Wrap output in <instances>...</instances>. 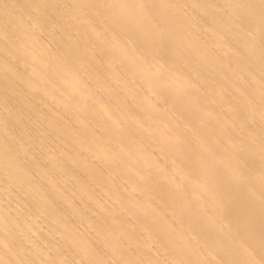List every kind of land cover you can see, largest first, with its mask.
Wrapping results in <instances>:
<instances>
[{
	"label": "bare ground",
	"instance_id": "obj_1",
	"mask_svg": "<svg viewBox=\"0 0 264 264\" xmlns=\"http://www.w3.org/2000/svg\"><path fill=\"white\" fill-rule=\"evenodd\" d=\"M0 264H264V0H0Z\"/></svg>",
	"mask_w": 264,
	"mask_h": 264
}]
</instances>
